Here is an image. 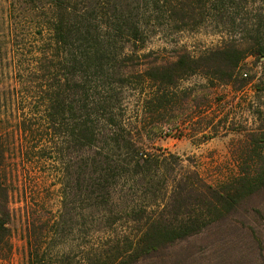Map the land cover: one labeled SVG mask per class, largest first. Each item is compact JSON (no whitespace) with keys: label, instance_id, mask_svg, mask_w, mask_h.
Masks as SVG:
<instances>
[{"label":"rangeland","instance_id":"obj_1","mask_svg":"<svg viewBox=\"0 0 264 264\" xmlns=\"http://www.w3.org/2000/svg\"><path fill=\"white\" fill-rule=\"evenodd\" d=\"M150 2L101 0L111 13L116 5L117 13L126 9L143 23L135 42H125L126 37L119 42L117 37V45L111 48L117 55L110 59H133L138 69L133 73L144 69L149 60L173 59L177 51L198 55L241 39L250 35L247 27L253 23L262 21L264 27V0H224L220 8L215 0H193V15L171 11L180 0H168L167 8L154 11ZM86 5L87 0H0V78L5 101L0 128L11 141L8 177L13 215L12 254L1 264H84L90 246L129 230L124 212L115 205L120 202L118 193L129 188L126 182L120 181L111 191L115 199L105 206L112 210L110 219L100 206L91 208L81 166L88 148L67 143L65 130L53 137L55 132L46 121L56 80L65 82V59H73V38L68 48L58 43L54 19L66 12L72 26V11L93 12ZM100 22L106 18L99 16L96 23ZM123 42L121 54L118 48ZM128 63L123 66L126 71L132 68ZM242 70L241 78L248 81L241 89L212 85L202 74L185 78L180 82L179 109H169L164 117L144 116L142 102L149 86L135 74L130 82L118 85L117 120L122 119L125 133H131L144 149L163 154L169 180L184 166L198 170L208 183L225 181L237 175L245 161L264 157V148L259 156L252 153L248 139L264 126V57L246 56ZM68 71L71 78L70 66ZM68 117L71 128L73 116ZM99 127H104L103 122ZM76 171L80 181L75 188ZM135 193L136 199L143 194ZM146 196L142 202L151 203V193ZM138 264H264V191L245 199L239 212Z\"/></svg>","mask_w":264,"mask_h":264},{"label":"trees","instance_id":"obj_2","mask_svg":"<svg viewBox=\"0 0 264 264\" xmlns=\"http://www.w3.org/2000/svg\"><path fill=\"white\" fill-rule=\"evenodd\" d=\"M192 1L180 0L171 7V11L193 15L196 8ZM223 1L215 0L217 8L224 5ZM150 3L154 11L161 7L167 8L169 2L151 0ZM113 7L111 13L112 10L105 8L101 0H87L85 8L93 12L87 14L89 10L72 11V26L68 14L59 13L53 23L58 43L68 48L69 39L73 38V49L70 51L73 59H65V82L60 83L61 80L57 78V88L50 95L46 121L55 132L53 137L65 130L67 143L73 142L77 148H88V156L81 163L85 170L82 183L84 181L90 207L100 206V211L105 212L104 217L109 218L112 211L105 207L115 199L111 191L122 180L129 186L127 191L118 193L121 196L120 202L115 203L124 212L129 230L122 236L113 235L114 239L96 247L90 246L84 264H138L145 258L158 257L177 241L239 212L245 199L264 191V157L252 159L251 164L245 161L237 175L217 184L208 183L198 170L184 166L169 180L166 177L168 167L163 154L149 152L131 133H125L123 121L120 119L118 122L116 112L117 102L121 100L117 92L118 85L130 82L129 79L135 74L149 86L148 94L142 102L144 116L164 117L169 109H179L182 93L179 89L180 82L194 74L204 75L212 85L237 86L241 89L248 81L241 78L245 74L242 70L244 58L252 54L258 58L264 57L262 21L261 24L253 23L247 27L250 35L241 39L225 41L198 55H192L187 50L177 51L173 59L149 60L144 69L133 73L138 71L133 59H121L119 62L117 59H110L116 53L111 48L117 45V37L119 42L125 37V42H135L139 33H142L143 23L134 13L126 9L117 13L118 6ZM99 16L105 17L106 22L96 23ZM101 28L103 34L100 33ZM125 42L122 45L120 43L118 48L121 54ZM128 62L132 64V68L126 71L123 66H129ZM1 85L0 78V113L5 103ZM69 114H72L74 120L71 128L68 126ZM101 122L104 124L103 128L99 127ZM248 139L252 146L250 150L259 156L264 148V126ZM10 146L9 136L0 128L2 260L9 259L12 254L10 224L13 215L9 207L12 181L8 177ZM73 175L76 188L80 175L77 171ZM132 190L133 193L140 191L143 194L136 199L137 194L134 195ZM157 191L161 193L157 194ZM149 193L152 195V202H142Z\"/></svg>","mask_w":264,"mask_h":264},{"label":"built area","instance_id":"obj_3","mask_svg":"<svg viewBox=\"0 0 264 264\" xmlns=\"http://www.w3.org/2000/svg\"><path fill=\"white\" fill-rule=\"evenodd\" d=\"M1 261H2V260L0 259V264H1Z\"/></svg>","mask_w":264,"mask_h":264}]
</instances>
